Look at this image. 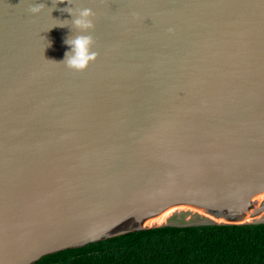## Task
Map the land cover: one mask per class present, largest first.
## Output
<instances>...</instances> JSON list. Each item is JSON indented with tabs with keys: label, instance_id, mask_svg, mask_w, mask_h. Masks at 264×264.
<instances>
[{
	"label": "water",
	"instance_id": "obj_1",
	"mask_svg": "<svg viewBox=\"0 0 264 264\" xmlns=\"http://www.w3.org/2000/svg\"><path fill=\"white\" fill-rule=\"evenodd\" d=\"M66 7L95 13L83 72L50 61ZM243 223H264V0H0V264Z\"/></svg>",
	"mask_w": 264,
	"mask_h": 264
},
{
	"label": "trees",
	"instance_id": "obj_2",
	"mask_svg": "<svg viewBox=\"0 0 264 264\" xmlns=\"http://www.w3.org/2000/svg\"><path fill=\"white\" fill-rule=\"evenodd\" d=\"M33 264H264V223L136 230Z\"/></svg>",
	"mask_w": 264,
	"mask_h": 264
},
{
	"label": "clouds",
	"instance_id": "obj_3",
	"mask_svg": "<svg viewBox=\"0 0 264 264\" xmlns=\"http://www.w3.org/2000/svg\"><path fill=\"white\" fill-rule=\"evenodd\" d=\"M66 3L69 5V0H55V4L59 5ZM47 5L45 3H33L28 6L27 11L32 15L40 14ZM56 7L53 8V11ZM60 11L67 12L71 15V20H61L57 26L71 27L76 30V34L70 35L65 43L69 45L70 50L65 54L63 61H53L58 64H64L68 69L83 72L88 69L90 64L94 63L99 53L94 51V37L88 33L95 29L94 17L95 13L91 8H76L66 7ZM50 46V42H49Z\"/></svg>",
	"mask_w": 264,
	"mask_h": 264
}]
</instances>
